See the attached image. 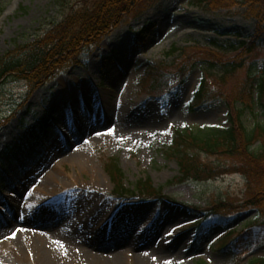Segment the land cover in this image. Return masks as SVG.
I'll return each instance as SVG.
<instances>
[{
  "label": "rangeland",
  "instance_id": "rangeland-1",
  "mask_svg": "<svg viewBox=\"0 0 264 264\" xmlns=\"http://www.w3.org/2000/svg\"><path fill=\"white\" fill-rule=\"evenodd\" d=\"M153 2L158 3L152 10L127 21L93 50L83 68L48 82L28 102L24 82L9 79L0 86V221L12 219L9 205L17 217L0 230V264H247L264 258L263 220L255 211L239 210L226 227L209 222L197 229L201 217L183 208L206 209L223 200L242 206L246 181L240 175L174 182L179 168L169 149L175 132L228 127L224 103L196 111L189 106L203 75L210 80L221 75L198 64L178 91L164 97H152L148 81L141 85L148 67L173 65L169 55L175 48L190 63L204 62V52L236 58L240 42L250 40L258 22L241 0ZM92 4L0 0V59L44 35L72 10ZM215 42L218 48L211 46ZM260 58L264 70V54ZM245 75L242 70L227 77L220 87L224 94ZM49 111L57 116L56 126L37 142L27 138ZM255 114L246 117L249 128L264 125L259 108ZM13 148L16 160L8 156ZM199 157L214 167L226 160L219 154ZM108 158L118 160L130 186L149 178L170 200H111L114 187L104 170ZM247 226L257 238L247 245L248 255L221 250L226 233L240 234Z\"/></svg>",
  "mask_w": 264,
  "mask_h": 264
},
{
  "label": "trees",
  "instance_id": "trees-1",
  "mask_svg": "<svg viewBox=\"0 0 264 264\" xmlns=\"http://www.w3.org/2000/svg\"><path fill=\"white\" fill-rule=\"evenodd\" d=\"M199 1L204 4L214 3L216 0ZM241 1L249 7L251 17L259 24L249 42H240L241 52L236 58L222 60L211 52H204V62L183 61L176 72L185 77L188 71L201 64L209 71H217V75H221L214 77V83L203 77L191 105L195 108L224 103L229 111L230 127L224 130L179 132L169 150L178 161V182H204L233 173H241L246 177L247 191L243 206L222 202L213 204L207 211L208 215L203 221L212 219L216 223H226L230 219L229 215H233L238 208L256 210L264 221V125L257 124L258 126L249 128L245 121L248 115L255 114L257 108L264 116V70L260 69L258 60L264 54V0ZM151 3L152 0H93L92 5L72 10L62 22L52 24L53 28L44 35L35 36L29 44L0 59V86L9 79L23 81L27 85V95L30 96L46 82L82 66L84 56L92 47L98 46L130 16L143 14ZM213 46L219 47L216 42ZM177 52L174 49L171 55ZM242 70L246 72L244 80L235 86L231 94H224L221 88L225 79ZM150 77L151 86L155 90H171L170 81L174 76L164 68L151 67ZM50 123L51 119L42 120L41 128L48 130ZM204 153L219 154L228 164L214 167L201 160L199 156ZM106 172L115 186L116 197L123 199L140 195L147 199L165 198L150 179H140L135 188L130 189L126 184L125 174L115 159L106 163ZM240 241L241 235L222 248H236ZM249 264H264V259L253 260Z\"/></svg>",
  "mask_w": 264,
  "mask_h": 264
},
{
  "label": "bare ground",
  "instance_id": "bare-ground-1",
  "mask_svg": "<svg viewBox=\"0 0 264 264\" xmlns=\"http://www.w3.org/2000/svg\"><path fill=\"white\" fill-rule=\"evenodd\" d=\"M108 103H106V105H107ZM111 105H112V103H109L108 104V106H110L111 107ZM104 111H109V109L107 108V106L104 108ZM107 114H108V112H107ZM4 134H6V136L7 137H9L10 135H12L13 134V130L12 129H10L9 130V133L8 132H4ZM3 135H0V137H2ZM56 143H60V141H59V139L56 141ZM56 143L54 142L53 143V146L54 145H56ZM62 145V144H61ZM61 145H59L57 148H58V150L57 151H59V150H61L62 148H61ZM61 148V149H60ZM52 154V153H51ZM74 157H76V156H74ZM44 166V165H43ZM39 167H42V166H39ZM39 167H37V168H39ZM38 170V169H37ZM95 172V171H94ZM99 179H101V175H99L98 174V172L96 173V180H99ZM21 188V191H22V188H24V186L23 187H20ZM9 209L7 208V214H10L11 216H13L12 217V219H3V220H1L0 221V230H3V229H8V228H10L15 222H16V215H15V213H14V211H15V206H10L9 205ZM15 216V217H14ZM27 228V227H26ZM25 228H24V233H25ZM27 234V233H26ZM32 234V233H31ZM40 240V239H39ZM18 241V240H17ZM41 252L39 251L38 252V254H37V257H39V261L38 262H42L43 263V260L41 259V257H43V255H44V253H41ZM43 254V255H42ZM87 254H90V255H92V253L91 252H87ZM137 258H139V257H137V256H135V259H137ZM103 264V263H102ZM141 264H144V262L143 263H141Z\"/></svg>",
  "mask_w": 264,
  "mask_h": 264
}]
</instances>
